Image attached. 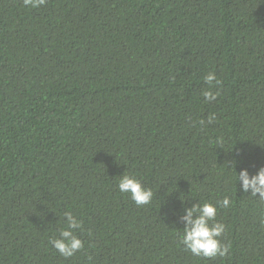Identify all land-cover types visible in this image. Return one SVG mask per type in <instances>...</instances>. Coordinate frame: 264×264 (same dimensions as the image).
<instances>
[{
  "label": "trees",
  "instance_id": "obj_1",
  "mask_svg": "<svg viewBox=\"0 0 264 264\" xmlns=\"http://www.w3.org/2000/svg\"><path fill=\"white\" fill-rule=\"evenodd\" d=\"M260 167L264 0H0V264H264V203L236 179ZM225 196L230 255L185 251L184 208ZM66 211L67 260L49 243Z\"/></svg>",
  "mask_w": 264,
  "mask_h": 264
},
{
  "label": "clouds",
  "instance_id": "obj_2",
  "mask_svg": "<svg viewBox=\"0 0 264 264\" xmlns=\"http://www.w3.org/2000/svg\"><path fill=\"white\" fill-rule=\"evenodd\" d=\"M45 3L46 0H23V5L31 8H38ZM203 79L209 89L219 84L213 72L208 73ZM218 95V92L213 93L211 90L203 92L207 102L215 101ZM214 118V116L210 117L208 123H212ZM203 123L201 121V124ZM236 174V179L243 192H250L252 197H257L261 203H264V167H260L254 174L250 173L247 168L241 169ZM117 188L120 193L127 194L137 207L149 205L154 197L152 189L145 187L134 174L124 173L120 176ZM181 201L184 200L181 199ZM231 204V199L225 196L216 204L195 203L190 208H184V215L180 217L181 223L184 224L180 244L184 250L203 259L228 257L231 245L221 240L226 226L217 220V212L218 207L227 209ZM63 215L64 227L59 229L58 237L50 239L49 243L60 256L67 260L84 248V241L77 235L78 231L83 232V221L70 211L64 212ZM88 259L91 261L92 257L89 256Z\"/></svg>",
  "mask_w": 264,
  "mask_h": 264
}]
</instances>
